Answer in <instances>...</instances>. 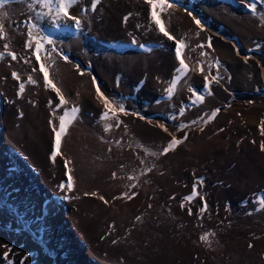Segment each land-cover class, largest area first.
<instances>
[{
    "label": "rangeland",
    "instance_id": "rangeland-1",
    "mask_svg": "<svg viewBox=\"0 0 264 264\" xmlns=\"http://www.w3.org/2000/svg\"><path fill=\"white\" fill-rule=\"evenodd\" d=\"M205 6L216 15H224L255 42L256 55L264 66V23L260 19L264 9L256 15L249 13L250 18H246L257 28L255 31L240 22L241 11L233 4ZM29 11L27 2L21 1L0 8V12L7 13L5 19L18 22ZM82 17L90 21L85 10ZM94 35H89L93 43L100 37ZM84 46L86 43L77 35L59 38L55 43L57 50L66 53ZM183 54L192 70L199 62L211 74L219 71L223 77L229 76L224 64L215 67L218 57L213 50L190 46ZM8 57L0 60V67L12 72L15 61ZM107 57L112 64L127 65L130 74L135 70L150 71L160 55L128 53L127 57ZM75 63L80 66L78 61ZM54 66L53 75L58 79L67 68L57 63ZM191 78L178 83L186 93L182 102L185 97L194 99L188 90L193 89ZM13 87L16 99L22 97L17 96L19 86ZM2 91L0 88V264H47L42 254L52 257L55 264H264V209L257 211L258 198H264L263 86L240 91L229 88L225 91L227 96L221 97L225 102L220 98L212 103L204 95L202 103L182 109L183 115L175 100L166 95L161 98L164 116L157 112L147 114L149 103L136 96L127 99L121 93L106 92L109 98L123 103L125 109L129 100L136 113L144 114L149 129L143 131L142 137L137 132L127 135L115 130L106 140L95 129L97 125L75 120L62 137L61 155L55 162L50 156L55 143L53 128H58L59 117L41 122L20 121L22 113H17L12 117L14 122L7 121L12 122L13 129H6L2 113L9 107L18 108V112L21 108L14 105L13 96ZM196 91L202 94L201 90ZM52 98L59 99L56 95ZM215 109L220 111L208 121ZM86 113L97 124L91 116L93 112ZM172 136L183 142L160 155ZM45 138L47 147L42 144ZM94 139L103 140L108 148L93 146ZM25 146L39 148L43 155L41 164L21 151ZM109 148L112 151L106 153ZM144 148L157 155H147V160L137 165L142 152L145 154ZM65 160L70 161L67 168ZM125 166L130 170H124ZM139 167L143 168L140 173ZM149 168L151 171H146ZM130 172L133 179L128 177ZM69 175L73 176L70 191L66 187ZM194 185L198 195L191 201L184 200ZM43 195L62 202L40 207L38 200ZM61 203H66L68 212L63 216ZM205 205L206 210L201 212ZM72 211L80 213L82 227L71 224ZM205 233L214 235L205 242L200 239Z\"/></svg>",
    "mask_w": 264,
    "mask_h": 264
},
{
    "label": "bare ground",
    "instance_id": "bare-ground-1",
    "mask_svg": "<svg viewBox=\"0 0 264 264\" xmlns=\"http://www.w3.org/2000/svg\"><path fill=\"white\" fill-rule=\"evenodd\" d=\"M17 1L21 0H10L6 5ZM25 2H27V0H25ZM171 2L175 3L176 6L169 9L167 13L162 14L161 18L164 20L171 34L177 38H184L187 47L184 48L183 51L190 46L198 48L201 51H204V49L213 50L217 53V60L219 63L224 64L229 73V76L223 77L222 73H219V71H215L214 74H211L206 70L201 72L198 67H193L194 69L192 70L182 52V57L189 65V71L180 79L179 83L186 77H192L193 89L201 90L202 94L200 95H205L204 97L212 103H217L223 95L227 96L225 91L229 88H236V90L240 91L251 90L253 88L257 89L261 86L264 87V66L260 58L256 55L257 49L253 46L255 42L247 38L239 29H236L233 23L228 21L224 15H216L205 6V3H212L223 7L226 3H231L241 11V17L239 18L240 22L248 28L257 31V28L246 20V18H250L249 13H252L244 4L240 6V4H242L240 0H171ZM247 2L256 3L257 12H259L260 9H264V0H260L259 3H257V0H247ZM78 10H85L90 19V21H88L82 17V25L79 31L71 27L72 22L70 21L68 22L69 27L65 28L61 26L58 29L53 28L47 20L38 21L44 34L50 36L55 43L59 38L73 37L74 35L84 40L86 46L83 48H75L72 50V53H66L64 50L56 49L57 52L61 53V56H67V61L62 59L61 56L56 55L55 52L52 53L50 58H47V54L43 51L40 53L41 60L37 61L33 55V50L24 47L27 40L26 21L30 16H35L36 11H39L38 8L23 15L20 22L12 19H5L6 37L4 40H0V52L4 51V43L10 45L9 50L15 52L17 56V59L14 60L15 65L12 67V70L19 74L20 82L25 84L22 97L16 99L13 86L14 84L19 86V82L12 78L11 74L13 71L11 72V69L0 67V88L4 93L13 96L15 100L14 105L21 108H19L20 110L18 112V108L9 107L2 113L1 119L6 123V129H13L11 124L14 122V119L12 117L17 113H22V117L19 119L20 121L38 119L41 122L46 121L47 118L53 119L59 117L63 115L66 110L70 111L73 107H77L79 108V112L77 113L76 119L73 121L76 120L80 122L84 120L92 125H97L95 129L101 132L102 137L106 140L112 136L115 130H120L121 133L124 132V134L127 135H132L133 132H137L139 134L138 136L142 137L143 131L149 129L147 125L149 122L146 123L144 119H140L141 116L144 117V114L139 112L136 113L131 108V102L129 100H127L126 105L127 114L121 113L118 115L120 121L119 127L115 126V119L108 121L100 119L104 108L102 101L97 97L96 88L99 87L106 97H109L106 92H109V94L118 92L128 97L127 99L136 96L149 103L150 109L147 114H154L157 112L164 116L163 111L165 106L161 98L167 95L165 89L169 87L171 80L179 75L176 71L180 65L175 55V43L163 36L156 25L151 21V8L145 0H100V3L94 11L90 8V0H80V3L71 9V12L74 15H78ZM188 11H191L193 16L201 20L203 30L197 27L192 17L187 14ZM125 17H128L127 21H125ZM59 29H64V33L57 34L54 32ZM88 33L89 35L99 34L100 37L93 43ZM124 36H129L131 40L125 39ZM209 40L211 42V47L207 46ZM133 41L136 43H133ZM55 43L54 45L45 44L44 47L51 51V48L55 47ZM141 45H143V47H141ZM199 45H204V47L201 48ZM127 52L141 56H143V54L145 56L157 53L160 57L151 66L150 71L142 73L139 70H135L134 73L129 74L126 71L128 69L127 65L112 64L107 57L113 56L114 54H124L125 57H127ZM6 56L7 55L4 57ZM245 57H248L247 61H245ZM75 61H78L80 66H78ZM40 63L50 65V67H47L49 79L55 83L56 87L61 90L62 95L68 101V104L63 105L62 108H58V106H61L59 99L55 98L56 100H54L52 98V96L54 97V95H56L52 88L45 87L43 73L39 70ZM54 63L61 64L67 68L65 71L59 73L58 79H55L53 75ZM205 75H209L210 79L211 76H216L218 78V82H212L210 85V95L208 90L204 88ZM28 76H32V78L36 80V83L29 84L27 82ZM82 78H84L85 81L80 82ZM94 79L96 81L95 85L93 84ZM228 95H230V93H228ZM183 96H186V93L182 91L178 84L172 98L177 103L179 111L190 108V105L195 104L193 103L194 99H192V97L191 99H186L185 97V102H182ZM222 98L221 101L223 100ZM53 106H55V108H52ZM86 111L93 112L91 116L94 117V120H97V124L93 122V119L91 120L89 118V113H86ZM10 119L12 122H7L8 120L10 121ZM106 123L113 125L108 132L104 131ZM32 126L34 127L35 124H32ZM72 126L73 125H71L70 129H72ZM93 142V146H98L99 148H101L100 146H108L102 143L103 140L100 142L94 139ZM42 144H45L44 146L46 147L49 146L46 138L42 141ZM22 148L21 151H25L24 153L28 155L31 160L34 159L35 163L41 164L40 160H43V155L38 147L28 148L25 146ZM94 150L98 152L96 149ZM111 151V149L108 151L105 150L106 153H110ZM96 156L98 157L97 154ZM55 160H59V157ZM146 160L147 155L142 152L137 161V165L143 164ZM141 161H143V163H141ZM42 164H44V162H42ZM124 170H130V167L125 166ZM142 170L143 168L139 167L137 172L140 173ZM130 175H132V172L129 173L128 177H130ZM38 201L40 202V207L42 205V207L46 208L51 207L53 203L56 204L59 202L58 199H48L45 198L44 195ZM65 204L61 203V216L68 213L66 212ZM42 213L43 212H41V215H43ZM79 214L78 211H72V214H69L71 224L75 228H80L84 224L79 220ZM12 226L16 229L20 228L19 225ZM20 240L28 242L25 237H21ZM31 243L36 246L34 241ZM42 256L47 264H55L52 257H47L43 254Z\"/></svg>",
    "mask_w": 264,
    "mask_h": 264
},
{
    "label": "snow or ice",
    "instance_id": "snow-or-ice-1",
    "mask_svg": "<svg viewBox=\"0 0 264 264\" xmlns=\"http://www.w3.org/2000/svg\"><path fill=\"white\" fill-rule=\"evenodd\" d=\"M10 0H0V8H3L7 3H9ZM21 2H25V0H21ZM147 4L150 5V18L151 21L156 25L159 32L163 34L169 41H173L175 43V55L176 59L179 61L180 67L177 68V73L179 75L175 76L170 84L169 87L165 89L167 96L171 98L177 88V85L180 81V79L187 74L189 71V65L185 62V59L182 57L183 49L187 47V44L183 37L177 38L173 34L169 32L167 29V26L164 22V20L161 18L162 14H165L168 12L169 9L174 8L176 5L175 3L171 2V0H145ZM242 4H244L245 7L249 9V11L256 15L257 13V6L256 3L247 2V0H240ZM260 0H257V3H259ZM80 3V0H27V7L30 11H34L37 8L39 11H36V14L34 17H29L26 21V35L27 40L24 44L25 48L32 49L33 55L35 56L37 61L41 60L40 53L43 51L47 54V58H50L52 53L55 52L56 55L61 56V53L57 52L55 47L51 48V51L46 49L44 46L47 45H54V40L44 34L43 29L41 28V25L38 23V21L47 20L50 22L51 26L53 28H60L61 26L67 28L69 27V21L71 23V27L75 28L77 31L81 29L82 25V15L83 10L81 11L80 15H74L71 12V9H73L75 6H77ZM100 3V0H90V8L91 10H96L97 5ZM189 16L192 17V20L197 25L198 28H201L203 30V25L200 19H198L196 16H193L191 11H188L187 13ZM7 17L6 12H0V40H4L6 37V28H5V18ZM125 21H127L128 17L124 18ZM261 22L264 23V14L260 17ZM198 35V33H197ZM133 43H136L133 41ZM34 45V47H33ZM208 47H211V42L209 40ZM143 47V45H141ZM199 47L203 48L204 45H199ZM10 45L8 43L3 44V52H0V60L4 58L5 55L11 57L12 60H16L17 56L15 52L9 50ZM239 54V53H237ZM201 55H205V53L201 52ZM62 59L65 61L68 60L67 56H61ZM245 61H247L248 57L244 58ZM47 67H50V65H45L44 63H40V71L43 73L44 76V84L45 87H51L52 90L56 93V96L59 98V103L61 106L67 105L68 101L65 99V97L62 95L61 90L56 87L55 83L49 79V72L47 71ZM197 67L201 72H203V67L199 65V62L197 64ZM216 68H219V61L215 64ZM83 74V73H81ZM12 78L17 80L19 82V90L17 92V96L21 95L25 90V84L23 82H20V76L16 72H12ZM204 88L208 90L209 95L211 94L210 85L212 82H218V78L216 76H211V79L209 78V75L204 76ZM27 82L29 84H35L36 80L32 78V76L27 77ZM93 84H96L95 79L93 80ZM189 92L194 97L193 103H202L204 100V97L200 95L196 90L189 88ZM96 94L100 101L103 103L104 111L100 117L103 121H108L115 119V126H120V121L118 118L119 114H127L126 109L124 107V104L113 99L106 97L100 90L99 87L96 88ZM220 111V109H215L212 111L211 115L208 117V121L215 118L217 113ZM79 112V108L73 107L70 111H65L63 115L59 116V126L58 128L54 127L53 132L55 134V143H54V150L51 153L50 159H52L53 162H55V159L57 156L61 155L60 152V146H61V140L64 135H66L68 127L71 125L74 119H76L77 113ZM181 115H183V110H181ZM140 119H144V117H140ZM205 121V122H208ZM51 123V121H50ZM264 124V122H262ZM113 127L112 124H105L104 131L108 132ZM160 127L164 128V131H167V128H165L163 125H160ZM181 127H187V125H182ZM262 134H264V127H262ZM187 138V134H185L184 139ZM183 140L177 139L175 136H172V139L169 141L166 147L163 148L162 152H160V155L167 154L170 150H173L178 144L182 143ZM117 144H119V141H117ZM137 147L143 148L142 145L137 144ZM261 149L264 150V144L261 145ZM145 155H152L156 156V152H151L147 148H144ZM68 163L70 161L65 160V167L67 168ZM143 163V161H141ZM70 171V170H69ZM146 171H151V169H146ZM113 176H115V173H113ZM129 179H133V177H129ZM60 187L63 189L65 188L64 184H61ZM134 187V185H133ZM73 188V180L72 177L69 175L68 182H67V190L70 191ZM93 196L96 195V193H92ZM198 195L196 185L193 186L192 193L189 196H185L184 200L191 201ZM101 200H104L103 196L99 197ZM129 199L132 197L129 196ZM201 199H203L201 197ZM107 203V201H105ZM258 204L259 208H257V211L264 209V198H258ZM183 207V204L181 205ZM206 205L201 208V212L206 210ZM191 209H189V215H191ZM139 219V217H137ZM209 235H214V233H205L200 237L202 241L207 242ZM251 247V245H249ZM5 258H7V253H5Z\"/></svg>",
    "mask_w": 264,
    "mask_h": 264
}]
</instances>
